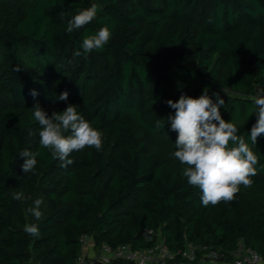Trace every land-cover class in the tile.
<instances>
[{
  "label": "trees",
  "instance_id": "obj_1",
  "mask_svg": "<svg viewBox=\"0 0 264 264\" xmlns=\"http://www.w3.org/2000/svg\"><path fill=\"white\" fill-rule=\"evenodd\" d=\"M201 1L0 0V123H7L9 142L0 144V264H78L83 237L96 248L145 250L156 242L147 231L159 227L176 253L190 243L230 252L243 239L264 259V134L256 145L249 139L257 121L252 97L264 90V0H210L200 19ZM92 4L95 19L68 33L67 20ZM186 21L195 24L193 36L180 32ZM104 26L112 34L108 44L74 56L83 38ZM205 89L224 99L222 117L236 124L259 161L250 188L241 185L232 201L207 207L183 176L186 165L170 155L178 133L167 122L175 109L166 103L198 98ZM64 91L67 101L58 100ZM36 103L49 116L74 104L102 136L111 133L122 144L88 172L87 188L79 189V172L40 146L33 113L16 115ZM24 149L39 152L42 182L65 173L63 189L50 194L60 207L38 220V237L24 231L23 207L12 199Z\"/></svg>",
  "mask_w": 264,
  "mask_h": 264
},
{
  "label": "clouds",
  "instance_id": "obj_2",
  "mask_svg": "<svg viewBox=\"0 0 264 264\" xmlns=\"http://www.w3.org/2000/svg\"><path fill=\"white\" fill-rule=\"evenodd\" d=\"M97 11L96 4L78 10L67 20L66 31L72 33L91 23ZM64 16L61 13L62 20ZM111 35L107 26L101 27L95 34L83 38V51H76L74 56L102 49L108 44ZM30 94L33 97L38 95L35 90ZM68 95L64 91L58 100L67 101ZM214 96L215 100L205 89L198 98L181 95L178 101H166L169 107L175 109V115H169L167 122H170L171 131L178 133L176 150L170 155L186 165L182 174L189 185L200 189V201L204 207L232 201L241 185L250 188L253 184L251 177L257 175L255 166L259 163L257 155L246 143L244 136L237 134L236 124L222 117L220 108L224 105V99L219 93H214ZM252 102L257 109V121L250 129L249 139L256 145L257 138L264 134V95L252 97ZM32 109L34 120L39 123L40 146L49 151L53 160H59L62 167L73 163L69 156L74 151L85 147L95 148L97 151L102 148V133L77 112L76 105L69 104L62 112L53 111L51 116L39 103ZM158 127L163 128L164 124H158ZM38 155L39 152L28 149L19 152V156L24 158L21 165L24 174L34 172ZM22 198L21 192L12 193V199ZM42 204L43 200L38 198L34 201V206L27 210L37 220L42 217ZM24 231L36 237L40 234L36 224H26Z\"/></svg>",
  "mask_w": 264,
  "mask_h": 264
},
{
  "label": "rangeland",
  "instance_id": "obj_3",
  "mask_svg": "<svg viewBox=\"0 0 264 264\" xmlns=\"http://www.w3.org/2000/svg\"><path fill=\"white\" fill-rule=\"evenodd\" d=\"M209 2L210 0H203L201 1L200 11H199V18L202 19L206 16L209 9ZM180 32L183 34H190L194 35L195 33V24L190 21H186L179 26ZM192 49L194 46L192 45ZM258 95H264V90L259 89ZM2 107H0L1 112ZM33 113V111L28 110L24 107H18L16 109V115L18 117L26 118L29 114ZM6 122L0 123V144H8L7 136H6ZM102 148L97 151L95 148L93 149V156L90 157L88 151L90 148L85 147L84 149L77 151L73 154L70 158L73 160L71 165H68L70 169H73L79 172V189L83 190L87 188L88 183V172L94 170L97 165L104 161L106 157L111 154V149L113 146L118 147V149L122 148V144L116 137L111 133H106L102 136ZM171 139H165L163 144L165 146H170ZM162 155V154H161ZM24 159L22 160L19 168L15 171L12 177V185L17 190V192L24 193L23 198L19 200L23 207L21 220L26 224H37L38 220L27 210L28 208L34 206V201L36 199H42L43 204L40 206V210L42 215H47L51 213L54 209L60 207V205H54L53 201L50 198V194L52 192H58L64 187L65 183V173L63 170H59L57 173H54L48 181L42 182L41 174L35 172H29L24 174L21 168ZM111 168H109L110 170ZM190 212L187 216H190ZM222 217V211L218 212L214 215V219L220 220ZM160 227L157 230H154L153 237H156V242L161 240L162 234L160 232ZM91 241V239H90ZM78 264H91L96 262L95 264H102L98 260L100 258V248H96L93 244H90L85 247V249L79 255ZM114 261H112V264Z\"/></svg>",
  "mask_w": 264,
  "mask_h": 264
},
{
  "label": "built area",
  "instance_id": "obj_4",
  "mask_svg": "<svg viewBox=\"0 0 264 264\" xmlns=\"http://www.w3.org/2000/svg\"><path fill=\"white\" fill-rule=\"evenodd\" d=\"M147 233L153 236L154 230H148ZM81 241L85 243V247L92 244L84 237ZM115 260L128 264H264L263 257L248 247L243 239H239L235 249L230 252L206 243H190L184 250L176 253L169 248L163 237L153 247L139 251L127 244L118 247L103 244L98 261L111 264Z\"/></svg>",
  "mask_w": 264,
  "mask_h": 264
}]
</instances>
